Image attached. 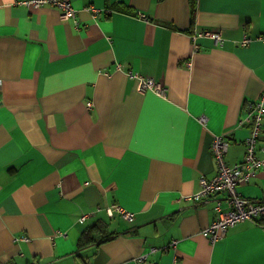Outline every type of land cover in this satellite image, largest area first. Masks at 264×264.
<instances>
[{
    "label": "crops",
    "instance_id": "obj_1",
    "mask_svg": "<svg viewBox=\"0 0 264 264\" xmlns=\"http://www.w3.org/2000/svg\"><path fill=\"white\" fill-rule=\"evenodd\" d=\"M16 1L0 0V264H264V221L212 243L227 196L194 199L217 174V136L228 165L245 156L264 0H72L71 20ZM237 191L264 203V167ZM98 223L110 238L80 248Z\"/></svg>",
    "mask_w": 264,
    "mask_h": 264
},
{
    "label": "built area",
    "instance_id": "obj_2",
    "mask_svg": "<svg viewBox=\"0 0 264 264\" xmlns=\"http://www.w3.org/2000/svg\"><path fill=\"white\" fill-rule=\"evenodd\" d=\"M18 6L29 8H38L43 6H51L57 8L61 12L63 20L75 19L77 11L73 6L72 0H18L15 3ZM205 36L211 37L217 41L221 40V34L218 32L205 33ZM197 37L194 36V40ZM264 39V36H263ZM250 42L249 38H245L243 44ZM197 50L199 46H194ZM129 76L137 80L138 88L142 91L152 90L159 94H164L165 89L162 84L157 83L152 78L140 75L139 73L130 72ZM88 107H92V103L88 102ZM250 136L245 142L246 153L243 160L233 166L228 165L225 160L229 149V141L224 136H217L212 144V154L216 159L217 174L212 179H203L202 192L195 196L196 200L209 199L216 194H225L227 196V208H223L218 204L216 210L219 216L205 228L202 234L210 239L212 243L220 240L225 234L237 224L248 220H260L264 218V203H255L252 200L243 198L237 191V188L245 183L250 182L251 178L256 175L257 170L264 167V157H259L258 152L264 153V148H258L260 137L264 130V95L260 96L254 103L249 113ZM108 215L113 217L115 213L120 214L126 220H132L134 213L128 212L120 205H115L107 209ZM87 216L82 217L85 221ZM176 242H174V245ZM152 251L156 249L152 248ZM147 255L138 258V264H145Z\"/></svg>",
    "mask_w": 264,
    "mask_h": 264
},
{
    "label": "trees",
    "instance_id": "obj_3",
    "mask_svg": "<svg viewBox=\"0 0 264 264\" xmlns=\"http://www.w3.org/2000/svg\"><path fill=\"white\" fill-rule=\"evenodd\" d=\"M262 222L264 221V218L260 219ZM107 231L106 226L103 224H96L91 227H87L81 236L79 247L83 248L87 245L95 244V243H101L107 241L108 236H110L109 232L105 235L104 232Z\"/></svg>",
    "mask_w": 264,
    "mask_h": 264
}]
</instances>
